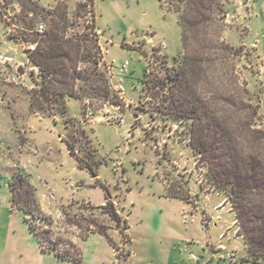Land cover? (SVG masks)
<instances>
[{
    "label": "rangeland",
    "instance_id": "374dc122",
    "mask_svg": "<svg viewBox=\"0 0 264 264\" xmlns=\"http://www.w3.org/2000/svg\"><path fill=\"white\" fill-rule=\"evenodd\" d=\"M30 1L44 10L64 3L69 36H91L95 20L92 53L109 96L36 114L28 92L41 73L21 84L0 77V264H254L226 195L190 146V119L172 104L168 76L182 49L170 3L93 0L90 13L78 6L85 0ZM4 2L18 11L0 18L1 44L38 41L45 11ZM222 8V39L242 49L239 81L264 128V0H223Z\"/></svg>",
    "mask_w": 264,
    "mask_h": 264
},
{
    "label": "trees",
    "instance_id": "16d2710c",
    "mask_svg": "<svg viewBox=\"0 0 264 264\" xmlns=\"http://www.w3.org/2000/svg\"><path fill=\"white\" fill-rule=\"evenodd\" d=\"M158 1L163 6L164 1L170 3L180 29L179 66L168 76L172 104L191 121L190 146L207 166L212 185L226 195L247 259L264 264V128L256 124L258 102L239 81L234 58L242 49L222 39L223 0ZM26 5L38 15L44 10L30 0ZM78 6H88L91 13L93 0ZM44 11L48 24L31 54L42 76L39 86L28 92L33 112L51 116L50 110L56 108L65 113L69 98L108 101L109 84L98 67L99 52L92 53L93 47L99 49V35L92 32L95 20L86 26L91 36H69L65 4ZM79 63L89 66L81 68ZM15 181L13 177L10 184L14 201L23 207L14 193Z\"/></svg>",
    "mask_w": 264,
    "mask_h": 264
},
{
    "label": "built area",
    "instance_id": "2783aa9c",
    "mask_svg": "<svg viewBox=\"0 0 264 264\" xmlns=\"http://www.w3.org/2000/svg\"><path fill=\"white\" fill-rule=\"evenodd\" d=\"M4 4V0H0V18H3L4 21H10V18L14 13L18 11V6L17 4H11L3 7ZM1 8H3V10ZM44 30L45 26L42 23L37 24L34 28V31L39 34H42ZM5 35H10V33H5L4 36ZM9 39L15 41L11 46L8 44L2 45L0 40L1 79L8 84H21L24 83L25 80H32L33 75L41 73L39 67L31 58L32 52L36 49L37 40H29L25 42L22 37H12ZM17 49H19V51H16ZM126 68L127 62L124 61L120 66V70L125 72ZM89 115L90 112L86 111L84 117L87 118ZM120 121L123 120L120 119Z\"/></svg>",
    "mask_w": 264,
    "mask_h": 264
},
{
    "label": "crops",
    "instance_id": "0c3cea01",
    "mask_svg": "<svg viewBox=\"0 0 264 264\" xmlns=\"http://www.w3.org/2000/svg\"><path fill=\"white\" fill-rule=\"evenodd\" d=\"M40 1V0H39ZM84 1V0H83ZM93 5H94V3H93ZM49 7H51V5L49 6ZM99 33V32H98ZM100 37H101V35H99ZM253 45V44H252ZM240 237V236H239ZM245 250V249H244ZM246 252V251H245ZM248 257H247V254H246V259H247Z\"/></svg>",
    "mask_w": 264,
    "mask_h": 264
}]
</instances>
